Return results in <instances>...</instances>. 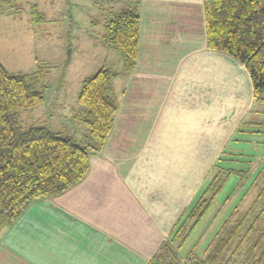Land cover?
Listing matches in <instances>:
<instances>
[{
	"label": "crops",
	"instance_id": "1",
	"mask_svg": "<svg viewBox=\"0 0 264 264\" xmlns=\"http://www.w3.org/2000/svg\"><path fill=\"white\" fill-rule=\"evenodd\" d=\"M133 6L141 16L140 52L135 69L112 81L114 97L121 92L122 99L116 98L111 136L91 156L82 182L35 201L0 234V264H150L185 211L163 208L178 205L163 201L161 191L179 195L171 176L180 173L179 158L172 147L165 153L156 147L164 163L143 159L151 137L185 143L182 172L196 166L195 141L204 143L192 169L202 174L223 154L241 156L232 143L264 126L253 121L259 100L244 66L207 47L204 0H138ZM221 142L209 167L210 149Z\"/></svg>",
	"mask_w": 264,
	"mask_h": 264
},
{
	"label": "trees",
	"instance_id": "2",
	"mask_svg": "<svg viewBox=\"0 0 264 264\" xmlns=\"http://www.w3.org/2000/svg\"><path fill=\"white\" fill-rule=\"evenodd\" d=\"M7 2V0H2ZM207 47L228 55L248 72L254 99L264 93V0H204ZM109 12V11H108ZM104 42L124 57L122 74L136 67L140 52L141 16L135 6L108 14ZM120 74L103 67L88 76L78 96L81 117L90 141L80 143L50 127L24 130L18 113L34 108L44 99L36 76L11 73L0 60V233L9 230L32 203L64 194L90 172V159L106 145L118 113L112 81ZM79 115V116H78ZM223 154L213 166L214 176L181 217L150 264H264V189L252 208L232 222L227 220L202 257L182 250L214 203L231 171L221 167ZM259 232L257 235L256 233ZM248 246L247 252L241 251ZM242 255H244L242 257ZM236 257H242L239 261Z\"/></svg>",
	"mask_w": 264,
	"mask_h": 264
},
{
	"label": "rangeland",
	"instance_id": "3",
	"mask_svg": "<svg viewBox=\"0 0 264 264\" xmlns=\"http://www.w3.org/2000/svg\"><path fill=\"white\" fill-rule=\"evenodd\" d=\"M110 2L112 0H0V60L11 73L36 76L45 96L38 106L18 113L24 130L47 126L64 137H75L82 144L89 143V133L81 117L75 119L71 116L83 109L78 103V96L86 77L97 73L103 67L122 76L123 54L110 46H103L102 35L107 33L106 25L110 11L129 8L138 0ZM262 97L264 98V93ZM116 98L118 101L122 99L121 92ZM256 110L259 112L253 115V121H264V100L257 102ZM259 128L260 132H249L247 136L242 137V142L232 143L233 147L239 149L238 153H243L241 156L225 155L220 163L221 167L227 168L232 174L227 177L214 203L190 236L182 250L184 256L190 252L206 256V251L223 224L236 210L238 211L232 222L238 220L241 214L253 207L259 193L264 189V126ZM184 144L183 141H163L160 144L156 137L152 136L142 157L147 161L150 157L153 165L164 163L165 157H161L160 148L164 153L173 148L174 156L179 158L180 173L176 174L177 178L175 174L171 176L179 184V195L173 190H163L161 195L163 201H178V205H164L166 211L173 210L174 213L177 207V213L181 215L185 209L180 219L208 185L209 179L215 175L211 169L207 173L208 168L202 174L192 171L201 160L197 158V152L203 151L204 143L199 140L195 141L196 166H190L191 169L188 167V171H184L186 173L182 172L180 165L183 158L180 157L179 148H183ZM212 144L211 142L210 145ZM222 144L223 142L216 150L213 147L210 149V154H214L206 161L209 167L213 166ZM144 146L140 148L143 149ZM156 147L159 150H156ZM166 162L169 166L170 159ZM173 162L172 165H175ZM162 174L166 178L167 173ZM263 203L264 199L255 207L256 215L262 209ZM260 220L264 227V215ZM174 229L163 245L170 239ZM7 231H3V234ZM243 247L245 248L241 254L247 252L248 246ZM242 257L236 259L240 261Z\"/></svg>",
	"mask_w": 264,
	"mask_h": 264
}]
</instances>
